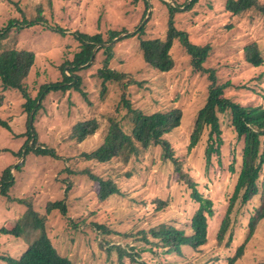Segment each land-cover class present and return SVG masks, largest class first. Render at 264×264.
Here are the masks:
<instances>
[{"label":"rangeland","instance_id":"obj_1","mask_svg":"<svg viewBox=\"0 0 264 264\" xmlns=\"http://www.w3.org/2000/svg\"><path fill=\"white\" fill-rule=\"evenodd\" d=\"M165 1L178 6L171 20L178 30L197 45L211 46L202 67L214 69L219 83L232 82L225 95L243 106L264 107V79L257 80L264 69L253 67L244 58V48L254 42L264 56V16L258 12L233 16L226 10L225 0H200L189 10L180 7L190 0ZM150 2L152 8L148 12L149 7L136 0H0V28H6L0 35V52L27 49L35 54L25 80L32 98L43 85L62 82L64 74L80 78L77 87L48 86L39 93L41 107L31 133L41 147L53 150L55 156L34 150L26 153L25 148L22 155L17 154L27 138L31 117L28 119L22 93L4 90L0 80V94L4 93L0 120L6 123L4 126L0 122V179L12 165L13 180L7 194L0 192V257L19 258L41 232L26 237L4 232L5 228L15 227L28 204L37 214L47 217L46 232L73 264H181L185 257L195 253L185 248L184 255L177 258L163 254L150 234L152 228L163 223L189 233L190 219L198 207L190 196L192 189L178 179L174 163L162 159L161 146L150 147L143 156L127 164L118 160L97 163L84 156L102 144L111 119L127 128V101L130 107L145 114L173 108L181 111V125L166 138L184 162V173L214 202L208 242L202 248L199 263L229 264V258L246 238L249 240L244 255L235 264L264 260V217L259 219L264 207V185L246 205L234 208V223L224 241H216L241 169L244 139L237 137L227 119L222 122L224 141L220 154H214L209 165L205 155L207 132L194 149L188 150L195 119L207 99L209 73L194 67L180 38L174 40L171 54L175 65L170 71L161 72L144 61L141 39L164 38L170 19L169 8L161 0ZM40 8L42 15L38 19ZM12 19L19 21L21 27H9ZM31 22L35 23L29 25ZM142 22L146 27L139 36L136 32ZM117 30L121 34L135 31L118 43L112 41L116 45L109 67L128 75L124 79L127 86L104 82L99 77V69L106 67L104 53H97L99 47L92 53L91 57H96L91 67L73 69L75 54L84 42H92L96 35L106 40L110 31ZM91 119L99 121V129L77 142L71 129L78 122ZM93 176L113 180L119 192L100 201L98 181ZM55 201L66 204V214L60 210L47 213L46 205ZM252 222L256 225L253 231ZM0 264L7 263L0 259Z\"/></svg>","mask_w":264,"mask_h":264},{"label":"trees","instance_id":"obj_2","mask_svg":"<svg viewBox=\"0 0 264 264\" xmlns=\"http://www.w3.org/2000/svg\"><path fill=\"white\" fill-rule=\"evenodd\" d=\"M136 1H143L148 9V0ZM161 1L169 8V26L164 38L141 39L140 47L144 61L161 72L170 71L175 65V61L171 54L174 40L180 38L187 53L191 56L194 67L209 73L210 85L207 99L203 107L198 111L195 119L194 127L190 134L188 150L194 149L202 140V136L207 132L209 138L205 148V155L207 165H209L212 161V156L214 154H220L219 150L224 141L222 138V122H225L227 119L230 120V126L233 127L237 137L244 139L241 169L238 173L226 213L217 232L216 241L218 244H221L225 239L226 233L234 223L233 215L236 214L234 208L246 205L260 192V186L264 185V107L262 105L243 106L225 95V89L232 86V82L227 81L219 83L214 69H205L202 67L203 62L206 61V58L210 54L211 46L209 44L200 46L191 42L184 32L178 30L172 24V12L178 11V7L172 6L165 0ZM199 1L200 0H190V3L185 9L189 10ZM186 3L187 2L182 5ZM225 8L232 13L233 16L237 17L243 16L245 13L250 14L253 12H258L264 16V3L261 0H225ZM38 12L39 17L37 18L39 19L42 15L41 8ZM18 22L19 21L12 19L8 26L20 28L21 25L18 26ZM33 23L35 22H31L29 25ZM145 27L146 24L141 26L136 34L140 36L141 34L139 33H143ZM5 31L6 28H0V35ZM121 33L122 32L118 30L110 31L106 40H104L101 35H96L93 37L92 42H84L83 48L75 54L73 69L79 70L80 68L91 67L96 57L95 54L91 61L94 48L98 44L112 42ZM131 36L133 35L127 34L122 40ZM116 43H113V45L99 46L97 53L101 51L104 53V66L106 67L99 69L98 75L104 79V82L111 81V83L115 82L120 85V87H125L127 86V82H125L124 79H126L128 75L120 74L109 67V62L114 56V47ZM244 56L245 61L253 67L264 69V56L257 43L254 42L247 45L244 48ZM34 62L35 54L31 50L13 49L0 52V80L4 90L14 89L22 93L23 97L26 99L24 108L28 113V119L31 117V126H28L26 131L27 138L22 146L23 148H21L17 154H19V156L22 155V150L25 148L26 153L34 150L41 155L55 156L53 150L41 147L35 135L31 133L33 121L41 107V100H39L41 94L39 93L44 91L48 86H50L49 89L77 87L80 83V78L74 75L77 79L76 82L73 83L74 76L70 77L64 74L62 82L43 85L38 95L32 98L26 88L25 80ZM88 62L89 64H87ZM260 75H262V77H259L257 80L262 81V79H264V70H262ZM3 103L4 93L0 94V106H2ZM125 104L129 107L130 111V121L127 128L124 129L118 122L111 119L107 126L102 144L84 156L87 160L97 163H109L112 160H118L123 164H127L131 160L143 156L150 147L161 146L162 159L171 160L174 163L175 171L179 175L178 179L184 180L188 184V187L192 189L190 196L198 203V207L190 219L189 233L184 229L163 223L152 228L150 234L154 241H157L156 246L161 249L163 254H170L177 258L180 255H184L183 250L185 248H189L195 253L185 257L181 264H200V253L208 242L209 219L214 215V202L212 199L205 197L197 189V182L189 178L188 174L184 173L182 168L184 162L182 163L178 159L171 142L166 138L168 133L181 125V111L178 108H173L145 114L130 107L127 101ZM0 122L4 126L6 125L5 122L1 120ZM99 127L100 123L96 119L82 121L73 126L71 134L76 138L77 142H81L89 136L94 135ZM31 140L32 143L29 144ZM1 150L0 147V151ZM233 163L232 170L234 171ZM11 167L12 165L5 170L2 179H0V192L3 195L7 194L9 188L13 184L10 173ZM94 179L98 181L97 198L100 201H104L111 195L119 192L117 184L113 180H106L100 177H94ZM159 207L161 208L162 205L160 204ZM53 210H60L62 214H66L67 206L62 201L49 202L46 205V211L49 214ZM263 217L264 207L260 211L259 219ZM46 220L47 217L37 214L32 204H28L27 210L23 216L18 219L15 227L12 229L5 228L4 232L14 234L18 237L33 235L35 231L41 232L33 241L29 242L28 247L19 258L7 255L0 257V259H3L7 264H73L68 256L60 253L46 232ZM251 224L253 231L256 225L254 222ZM231 237L232 235H230V239ZM248 240L249 238H246L243 243L238 246L234 255L229 258V264H235L244 255ZM115 248H118L122 253L124 252V249L120 246H115ZM122 253L120 256H122ZM129 255L133 257L132 254ZM166 263L167 262H159L158 264ZM141 264L148 263L142 262ZM253 264H264V260Z\"/></svg>","mask_w":264,"mask_h":264},{"label":"water","instance_id":"obj_3","mask_svg":"<svg viewBox=\"0 0 264 264\" xmlns=\"http://www.w3.org/2000/svg\"><path fill=\"white\" fill-rule=\"evenodd\" d=\"M171 4V3H170ZM189 4V2H187L183 7H180V9H185L186 8V6ZM173 5L174 6H176V7H178L177 6V4H175V3H173ZM148 7H149V10H148V12H150L151 11V8H152V3L150 2V0H148ZM143 24H144V22H142V24L140 25V27L141 26H143ZM139 27V28H140ZM138 28V29H139ZM135 33V31H132V32H130V33H123V34H120L117 38H115L114 39V41L113 42H116L117 40H119L120 38H122L123 36H125V35H127V34H134ZM112 42V43H113ZM111 44V43H110ZM104 45H108V44H104ZM100 46V44H98L95 48H94V50H93V54L96 52V49H97V47H99ZM94 57V56H93ZM93 57H91V58H93ZM77 78L74 76V80H76Z\"/></svg>","mask_w":264,"mask_h":264}]
</instances>
